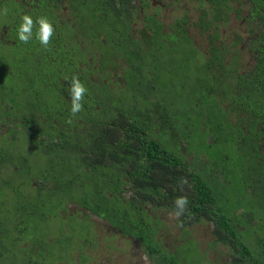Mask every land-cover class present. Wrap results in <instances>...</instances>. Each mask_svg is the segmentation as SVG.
I'll list each match as a JSON object with an SVG mask.
<instances>
[{
	"label": "trees",
	"instance_id": "16d2710c",
	"mask_svg": "<svg viewBox=\"0 0 264 264\" xmlns=\"http://www.w3.org/2000/svg\"><path fill=\"white\" fill-rule=\"evenodd\" d=\"M231 1L215 0L212 8L200 13L197 24L212 25L217 19L227 22ZM248 2L252 10L247 18L255 19L258 25L255 43H259L264 38V0ZM240 11L236 10L238 15ZM116 28L114 25L113 31ZM218 29V25L214 26L209 38L219 37ZM97 30L96 43L102 44L99 34L106 28L101 25ZM157 33L154 40L176 38L183 43L190 38L177 28ZM103 40L109 42L108 37ZM223 48L213 44L202 63L194 59V50L192 59L184 57L179 62L194 72L179 84L191 103L185 106L189 108L188 121L177 125L173 108L168 106L174 94L170 91L169 73L163 92L157 80H153L157 90L148 89L147 81L138 84L143 90L128 81L126 91H111L102 77L93 80L80 67L75 77L84 83L87 92L83 111L71 117L70 90H50L55 84L52 80L56 78V67L52 74L46 70L36 77L24 76L15 62L12 76L7 74L2 81L0 99L27 97L28 104L14 101L20 118L26 119L21 124L22 135L25 144L32 141L31 150L44 159L48 171H40L45 184L36 189L25 188L32 189V194L21 190L20 181L0 177V264H74L77 257L83 262L90 258L83 251L84 245H93L90 225L71 228L75 223L60 213L68 201L93 211L124 235L140 240L152 264H200V255L205 264L204 255L189 237L190 231L200 224L208 227L211 244L221 247L218 252L226 253L227 264H264V45L258 49V69L250 74L230 66L231 60L216 65L224 58ZM69 59L62 60L66 88L74 77L70 75L75 67L71 62H86L83 51L78 60ZM13 84L22 90L10 89ZM151 101L158 103L159 115L166 118L160 122L158 132L147 121L153 110ZM143 103L148 104L145 109L141 107ZM120 109L127 123L118 121ZM70 118L71 124L67 123ZM224 142L244 151L241 167L233 169L229 152H221ZM211 148L213 151L208 152ZM188 151L192 155L189 160L183 153ZM203 157L209 162L203 164ZM216 162L218 184L225 193L208 182L207 169ZM27 168L36 177L37 170ZM235 171L238 174L234 178ZM232 182L238 188L231 190ZM125 183L134 187L133 198L124 199L117 194ZM230 193L235 205L226 196ZM182 196L187 198V204L173 220L184 243L189 242L197 253L192 262L170 248L171 240H165L169 234H159L167 229L163 227L167 223L165 217L154 216L144 207L147 204L174 213L175 201Z\"/></svg>",
	"mask_w": 264,
	"mask_h": 264
},
{
	"label": "flooded vegetation",
	"instance_id": "af4514ba",
	"mask_svg": "<svg viewBox=\"0 0 264 264\" xmlns=\"http://www.w3.org/2000/svg\"><path fill=\"white\" fill-rule=\"evenodd\" d=\"M189 1L192 3L196 1L194 19L191 14L193 6H189L187 0H0V88L3 86L2 81H4L5 76L7 74L12 76L13 65L18 62L20 73L24 76L35 75L36 77L37 74H42L46 70L52 74L56 67V78L52 80L55 84L50 90L69 91L70 85L66 88L63 84L64 67H62V60L64 57L67 59L69 57V60L72 61L78 60V54L81 51H83L86 62H71L72 67L74 65L75 67H73L70 75L78 76L81 67L84 69L83 73H87L93 80V76H97V74L102 77V80L106 84L108 83V88L111 91L112 89L119 90V88L126 91L128 81L136 83L135 86L141 90L143 87L138 84L141 81H147L150 83L148 89L157 90L158 88L153 85V80L157 79L153 76L157 71L155 65L158 61L164 64L165 61L172 62L171 58L179 62L184 57L192 59L194 50V59L196 58L199 63H202L207 59V51L213 44L224 47L225 51L224 58L221 59L222 62H218L216 65L231 60L230 66H237L240 73L247 72L250 74L258 69V49L264 45V38L261 39V42L255 43L259 32L256 30L258 25L255 23V19L247 18L250 10H252L251 3L248 4L247 10H243L241 6L245 0H232L230 2L231 8L227 10L228 16L230 12L238 15L236 10H241L242 13L240 11L238 16L243 20L242 24H245V30L249 34L245 37L236 36L231 41L224 42L219 41L220 35L214 39L209 38L208 33L214 26L218 25L219 28L221 25L228 24L230 16L227 22L217 19L212 22V25H208L207 22L198 25L200 13L205 9L212 8L215 0ZM234 1L238 5H235ZM206 3H210L209 8H206ZM4 9H7L6 15L3 14ZM24 14L31 15L34 22L38 17H46L53 24L55 33L47 47L37 39L38 23H34L33 36L28 43L19 40L18 29ZM207 19H210L209 16ZM138 23L141 24L138 25ZM101 25L106 28V31L99 34V39L103 43L97 44L95 34L98 31L97 27ZM114 25L117 26L115 31H113ZM174 28L184 31L190 37L189 40L183 43L176 38H157L154 40L158 31L161 30V33H164ZM192 29L197 30L192 32ZM104 36L109 38V42L103 40ZM197 40H200L204 46L202 47ZM242 47H246V54L249 57L246 62H244L242 52H240ZM25 60L34 63L26 65L22 63ZM158 70L163 71L164 67L159 66ZM10 87L8 89L22 90V87L16 84ZM26 98L25 96L22 98L15 96L12 100L8 96V98L0 99V177L12 182L20 181L21 190H24L26 194H32V189L25 190V188L34 186L36 189L39 184H45L42 182L40 171L48 170L45 169L44 159L36 153V150H31L32 141L28 145L25 144L26 140L22 135L21 124L26 119L20 118L19 110H17L14 101H24L25 104H28L29 100L27 101ZM147 105L146 103L141 104L142 109H145ZM95 106L99 108V105ZM168 106L173 108L174 105ZM151 107L153 110L147 117V121L149 124H153L155 126L153 127L154 131L158 132L160 122H164L166 118L159 115V105L156 101H151ZM118 111L117 113L120 114L118 121L127 123L128 119L121 116V109ZM112 115L109 113V118H112ZM184 150L187 151L188 149L185 148ZM38 152H42V150L38 149ZM188 152L183 153L189 160L191 154ZM92 155L94 157L96 153L93 152ZM27 166L34 171L37 170L36 177L30 174ZM49 182L53 181L50 180ZM133 190L134 187L131 183H125L121 185V190L117 194L124 199H129L133 198ZM144 207L154 216H160L163 213L166 217L164 220L177 219V216L165 209H153L147 204ZM60 213L63 217L68 216L72 220L71 222L75 223L71 228L79 229L85 223H89L94 247V238L97 236L95 230L97 220L101 225H107L110 231L120 233L125 238L137 239L127 234L124 235L123 232L93 211L71 201L66 202L65 208H62ZM163 227L167 229L160 230L159 234L164 235L168 231L169 228L166 223ZM96 242L98 241L96 240ZM138 243L144 253L140 240ZM93 246L92 244L84 245L83 251L86 253L88 250L87 253L90 255ZM92 260V255L84 262L77 257L74 264H99ZM147 261H149L148 258Z\"/></svg>",
	"mask_w": 264,
	"mask_h": 264
},
{
	"label": "rangeland",
	"instance_id": "374dc122",
	"mask_svg": "<svg viewBox=\"0 0 264 264\" xmlns=\"http://www.w3.org/2000/svg\"><path fill=\"white\" fill-rule=\"evenodd\" d=\"M188 1L189 6H193L191 9V14L193 15V19L196 16V8L194 9L195 3L192 1ZM235 5H238L236 1H234ZM248 0H245V2L242 4L241 9L247 10L248 7ZM210 3H206V8H209ZM230 19L228 24L221 25L218 29L219 31V41L222 40L224 42L231 41L236 36L245 37L249 33L245 30V24L243 23V20H241L240 16L236 15L233 12L229 13ZM141 23H138L140 25ZM197 29H192V32H195ZM235 31L234 33H232ZM248 38V37H247ZM202 47L204 46L203 43L200 40H197ZM242 52L243 60L246 62V60L249 58L246 54V47H242L240 50ZM183 59V58H182ZM162 65V66H161ZM157 68V71L155 73V77L158 81L159 88L164 90L165 88V74L169 73L171 75L170 80H168L170 85V91L171 93H174L173 96L171 95V99L168 100L171 105L173 106V113H174V122L175 125L181 124L188 121L187 117V111L189 108L185 107L188 105V103H191V99H189V96L186 97V92L179 86V84H182L185 82L186 77H190V75L194 72L193 68L191 67V71L185 66L180 65L179 61H174L172 63H169L168 61H165L164 64H161V62H157L155 65ZM163 68L164 70H158V67ZM95 80L98 79L97 76H93ZM161 81V82H160ZM176 114V115H175ZM187 139L189 140L188 136ZM221 152H229V156L233 158V169H237L241 167L240 165L244 164L245 156L244 151H238L235 149L229 142H224L223 145H220ZM189 151L192 152L191 148L188 147ZM213 151L212 148L208 151ZM198 152V151H194ZM241 152V153H239ZM255 155V154H254ZM253 155V156H254ZM190 159L192 158L191 155H189ZM209 162L207 157L202 158V163ZM219 163H215L208 167L207 174L209 177V181L214 185L219 186L220 192H224L225 190L222 189L221 185H219L220 181V175H219V169L217 168V165ZM214 172H216V175H213ZM237 171H235L232 175L235 178L237 176ZM238 188L237 184L231 183V190ZM249 195V194H246ZM228 198H230L231 202L235 205V200L233 198L232 193L226 194ZM162 217H165L163 213L160 214ZM166 218V217H165ZM166 220V219H165ZM96 223V222H95ZM168 225V231H166V234H169L166 237V241L169 242L170 248L176 252L180 253L183 257L189 258V260L192 262L193 260L197 258V253L192 250L191 244L189 242L184 243V239L182 237V233L179 229V227L176 225V222L171 218L167 220ZM95 230L97 236L95 239V247H92V252L90 255H92L93 260L95 263L99 264H151L150 261H147L146 256L142 252L141 248L139 247V243L137 239H132L130 237H123L120 235V233H115L113 231H110V229L107 228V225H101V223L97 220V224H95ZM191 235H189L190 238H192L193 241L197 244V249L199 253H202L204 255L205 264H227V256L226 253H219L218 250L221 249L220 246H215L211 244V234L206 225L200 224L198 226H195L192 232L190 231ZM170 238V239H169ZM174 238V239H172ZM96 240L98 242H96ZM173 242L175 246L170 245V243ZM184 243V244H183ZM183 244V245H182ZM225 250V248L223 247ZM88 252V250H86ZM77 252V251H76ZM86 252V253H87ZM77 255V253H75ZM88 254V253H87ZM193 259V260H192ZM92 260V261H93ZM200 264H202V255L198 258ZM64 263V262H63ZM58 264H61V262H58Z\"/></svg>",
	"mask_w": 264,
	"mask_h": 264
},
{
	"label": "clouds",
	"instance_id": "9594fccd",
	"mask_svg": "<svg viewBox=\"0 0 264 264\" xmlns=\"http://www.w3.org/2000/svg\"><path fill=\"white\" fill-rule=\"evenodd\" d=\"M3 14H7V9H4ZM22 23L18 29V38L23 43H28L33 36L34 23L39 24V30L37 32V39L45 47L51 42V38L55 33L53 24L46 17H38L34 22L33 18L29 14H24L22 16ZM87 88L80 81L78 77H73L70 81V99H71V117H76L80 112L83 111V101ZM67 123L71 124L72 119H68ZM187 204L186 197H178L175 201L176 210L173 213L175 216H179L183 213L185 206Z\"/></svg>",
	"mask_w": 264,
	"mask_h": 264
}]
</instances>
